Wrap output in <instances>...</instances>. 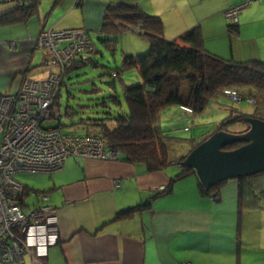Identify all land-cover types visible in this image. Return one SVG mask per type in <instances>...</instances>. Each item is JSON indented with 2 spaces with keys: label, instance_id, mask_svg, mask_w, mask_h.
Segmentation results:
<instances>
[{
  "label": "crops",
  "instance_id": "crops-1",
  "mask_svg": "<svg viewBox=\"0 0 264 264\" xmlns=\"http://www.w3.org/2000/svg\"><path fill=\"white\" fill-rule=\"evenodd\" d=\"M59 1L70 5L72 0ZM113 1L136 4L150 14L141 0ZM244 1L155 0L151 15L161 18L166 40L199 28L203 48L211 54L235 62H264V1L252 2L239 12L235 33L224 15ZM110 2L83 1L81 6L93 8L95 14L87 12L79 28L97 30ZM15 7L0 4V16ZM50 25L45 12L44 16L38 12L26 23L0 26V94L16 92L23 78L42 65H34L38 49L34 40L42 29H54L59 22ZM72 159L51 174L53 184L46 191L59 218L58 244L50 249L47 264H264V217L260 215L264 208L244 211L239 219L234 182H228L220 199H215L201 195L197 180L188 176L130 219L108 222L116 212L167 186L177 169L150 173L143 164Z\"/></svg>",
  "mask_w": 264,
  "mask_h": 264
},
{
  "label": "trees",
  "instance_id": "trees-1",
  "mask_svg": "<svg viewBox=\"0 0 264 264\" xmlns=\"http://www.w3.org/2000/svg\"><path fill=\"white\" fill-rule=\"evenodd\" d=\"M28 1L30 4L16 5L11 12L1 15L0 26L26 23L37 15L41 0ZM83 1L85 0L74 3V6L82 7ZM110 1L96 33L111 39H100V41L107 45L114 44L115 36L139 27L137 34L145 40L148 51L142 55H123L120 68L110 72L112 81L106 83L113 93L101 97V102L98 104L100 108L106 110L98 117L80 118L77 123H72V126H79L77 128L83 131L82 133H63L60 129L61 86L53 104L59 115V118L54 119L57 121L56 130L63 135H92L100 138L105 141L109 149L116 152L115 160L127 164H143L148 172L153 173L169 166H180L187 156V154L173 155V146L183 139L168 136L166 131L162 130L159 116L163 109L176 106L185 113L196 115L202 113L211 103L218 104L221 98L229 100L230 97L226 92H233L239 97V103L246 101L253 108L249 114L242 113L235 107L228 108L230 115L236 111L241 118L252 117L264 121V62L257 60L235 62L211 54L203 48L199 28H192L174 40H166L163 22L159 16L144 12L136 4ZM227 20L230 22V31L235 33L237 25L232 20ZM91 44L93 45L91 52H95L92 41ZM84 55L85 53L73 58L72 65L69 66V71L62 81L63 86L71 70L83 68L89 64L87 60L90 63L93 61V58H84ZM129 69L137 71L140 82L134 85L122 84V94L128 112L113 114L107 110L109 109L107 101L110 100L116 107L120 106L115 79H120V74ZM75 115H78L75 109L67 106L66 116L74 119ZM238 121L242 122V120ZM220 130L221 128L218 127L214 133ZM201 137L207 138L200 136L197 139L187 140L197 141ZM203 140L205 139L199 143ZM188 176L196 178L201 195L215 199H220L221 192L228 182H234L239 219L244 211L261 210L264 207V172L247 178L221 182L206 191L192 169L179 167L178 173L170 179L167 186H164L163 191L158 190L147 200L116 212L108 222L130 219L134 214L146 209L150 201L167 194L176 181ZM28 194L27 188L23 195Z\"/></svg>",
  "mask_w": 264,
  "mask_h": 264
},
{
  "label": "built area",
  "instance_id": "built-area-1",
  "mask_svg": "<svg viewBox=\"0 0 264 264\" xmlns=\"http://www.w3.org/2000/svg\"><path fill=\"white\" fill-rule=\"evenodd\" d=\"M78 1L81 0L75 3ZM256 1L264 0H245L229 7L224 15L237 24L239 12ZM34 43L50 54L49 65L54 70L41 79L23 78L16 92L0 94V264H47L49 250L57 246L59 239L58 210L48 203V195L41 193L35 205L27 206L29 194L23 195L27 188L13 180L12 174H52L68 158L116 159V152L100 138L63 135L56 129L44 128L59 118L53 102L68 62L91 50L88 33L81 28L45 29L37 34ZM8 44L15 48L14 42ZM226 94L240 101L233 92ZM119 187L120 181L116 180L115 188Z\"/></svg>",
  "mask_w": 264,
  "mask_h": 264
},
{
  "label": "rangeland",
  "instance_id": "rangeland-1",
  "mask_svg": "<svg viewBox=\"0 0 264 264\" xmlns=\"http://www.w3.org/2000/svg\"><path fill=\"white\" fill-rule=\"evenodd\" d=\"M141 2L145 11H149L150 14H155V0H141ZM53 4L54 7L52 6ZM62 5L63 3H61L60 1L55 4L54 0H41L38 5V12L41 16H44L45 12L47 21H49V25L51 23V25H54L56 22H59V26L54 28V30H68L69 28L83 27L85 23V14L87 12L91 13L92 15L95 14V10L88 6H74V0L71 1L70 5ZM41 9L44 10V12ZM61 26H63V28L65 29L59 28ZM85 27L91 29L89 30L84 28L83 30H87L89 32L90 40L93 42L96 51L91 52L93 49L92 45L91 50H87L84 58H93V61L90 63L87 60L89 64H87L83 68L75 71L71 70L68 79H65V85L63 86V83L61 84L62 87L60 92L61 97L59 99V112L61 116L60 129L63 133H82L83 131L77 128L79 126H72V123H77L78 119L80 118L98 117L102 111L106 110L100 108L98 104L101 102V97L113 93L107 87L106 83L112 81L110 72L112 70L120 68L123 55H142L148 51V46L145 40L137 34L139 31V27H134V29H132L131 31L128 30L127 32L115 36L114 38L116 42L111 45H107L100 41V39H111L110 37H106L104 35L96 33V30H94V26ZM44 30L45 29H42L41 31ZM35 56L36 60L34 62V65H42H40L37 69L35 68L34 70L30 71L28 74V78H44L51 70H54L49 65L50 54L46 50L37 49L35 51ZM43 59H45L44 64L42 63ZM72 61L73 59L68 62V66L65 69L64 76L67 75L70 68L69 66L72 65ZM120 76V79H115L116 92L119 94L120 106L116 107L110 100L107 101V106L109 107V109L107 110L113 114L119 112H128L127 105L122 94V84L134 85L140 82V77L135 69L125 70L120 74ZM230 99L227 100L225 98H221L218 104H220V106L223 105L224 107H220L218 104L211 103L202 113L196 115H192L190 113V115H188V113L183 112L179 107L176 106H171L163 109L159 116V124L162 130L166 131L165 133L168 136L183 139L181 140V142H178L179 144L173 146V155H188L199 144L212 136L214 134V131L218 127L221 128L220 131L224 132H245L248 125L238 120L232 121L233 117L238 113L234 111V113L230 115L227 109L235 107L240 112L249 114L252 112L253 107L246 101H241L239 103L237 101H231ZM54 101H56V98L54 99ZM250 103L252 104V101H250ZM67 106L69 108L75 109V111L78 113V115L74 116V119H71V116H66ZM53 110L57 111V109L55 108H53ZM56 127V120H53L52 122L46 123V125H44L45 129H55ZM200 136H205L207 138L201 137L197 141L187 140L197 139ZM202 139L205 140L199 143ZM243 145V143L232 144L230 147L227 146L228 148L225 147L223 150L233 151L242 147ZM66 161H68V163H71L74 161V159L68 158V160ZM93 161L113 162L117 160L114 159ZM179 167L180 166L177 165L171 167L169 166L168 170L171 171L177 169L175 172L176 175L179 171ZM11 177L13 180L19 182L29 189V195L26 197L27 206L35 205L37 203V196L41 195L42 192L48 191L51 188L54 180L51 174L44 173H15L12 174ZM194 180L196 181L195 177ZM261 210L255 211L260 212ZM256 212L255 216L258 215ZM260 215L264 217V210L260 212ZM251 221H253V217Z\"/></svg>",
  "mask_w": 264,
  "mask_h": 264
},
{
  "label": "water",
  "instance_id": "water-1",
  "mask_svg": "<svg viewBox=\"0 0 264 264\" xmlns=\"http://www.w3.org/2000/svg\"><path fill=\"white\" fill-rule=\"evenodd\" d=\"M239 117L235 115L232 121ZM242 122L248 125L245 132H216L181 162L180 167L192 169L206 191L221 182L264 172V121L244 117ZM238 143L244 145L233 151L223 150Z\"/></svg>",
  "mask_w": 264,
  "mask_h": 264
},
{
  "label": "flooded vegetation",
  "instance_id": "flooded-vegetation-1",
  "mask_svg": "<svg viewBox=\"0 0 264 264\" xmlns=\"http://www.w3.org/2000/svg\"><path fill=\"white\" fill-rule=\"evenodd\" d=\"M14 1H15V0H12V1H0V4H10V3H14V4H15ZM22 1L30 2V1H28V0H22ZM24 5H25V4H24ZM15 6H16V4H15ZM17 6H21V5H17ZM237 115H238V114H237ZM236 120H242V118L239 117V118L236 119Z\"/></svg>",
  "mask_w": 264,
  "mask_h": 264
},
{
  "label": "bare ground",
  "instance_id": "bare-ground-1",
  "mask_svg": "<svg viewBox=\"0 0 264 264\" xmlns=\"http://www.w3.org/2000/svg\"><path fill=\"white\" fill-rule=\"evenodd\" d=\"M2 94V93H1ZM113 160V159H112ZM59 240V239H58ZM50 251V250H49Z\"/></svg>",
  "mask_w": 264,
  "mask_h": 264
}]
</instances>
